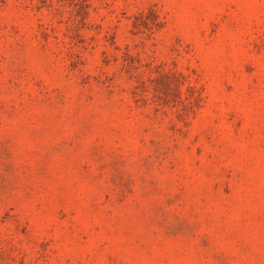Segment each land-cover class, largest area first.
Masks as SVG:
<instances>
[{
	"label": "rangeland",
	"instance_id": "1",
	"mask_svg": "<svg viewBox=\"0 0 264 264\" xmlns=\"http://www.w3.org/2000/svg\"><path fill=\"white\" fill-rule=\"evenodd\" d=\"M0 264H264V0H0Z\"/></svg>",
	"mask_w": 264,
	"mask_h": 264
}]
</instances>
